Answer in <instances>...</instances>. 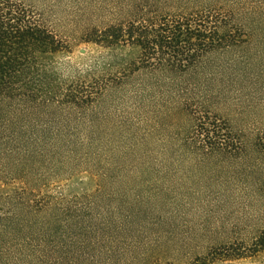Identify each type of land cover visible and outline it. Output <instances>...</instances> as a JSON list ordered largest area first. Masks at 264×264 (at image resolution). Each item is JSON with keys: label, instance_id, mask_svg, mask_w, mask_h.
<instances>
[{"label": "trees", "instance_id": "1", "mask_svg": "<svg viewBox=\"0 0 264 264\" xmlns=\"http://www.w3.org/2000/svg\"><path fill=\"white\" fill-rule=\"evenodd\" d=\"M77 4L78 40L103 53L67 69L71 43L41 9L0 0V264L264 255V225L184 246L203 242L185 228L196 214L212 224L234 183L253 203L264 196V126L247 125L249 150L230 120L264 111V0ZM78 177L93 183L46 187Z\"/></svg>", "mask_w": 264, "mask_h": 264}, {"label": "rangeland", "instance_id": "2", "mask_svg": "<svg viewBox=\"0 0 264 264\" xmlns=\"http://www.w3.org/2000/svg\"><path fill=\"white\" fill-rule=\"evenodd\" d=\"M32 2L35 3L38 9H41L43 17L51 29L58 36L71 43L70 52L64 53L58 57V62L61 66L67 69L70 67L82 69L91 64L97 55L103 53V50L95 45L87 44L78 40V33L80 31L79 25H83L84 22L83 18L76 22V0H32ZM81 2H84V0H79L78 4ZM230 120L235 129H241L244 134V139L247 142L248 149L253 150L251 145L252 134L249 132L247 125H250V127H253L252 125H255L256 127H259V125L264 126V111L262 109H256L250 111V113H235ZM262 172H264V170H262ZM255 174L260 175V170L255 171ZM78 180L86 186L93 183L92 179L78 177L73 179V181H63L57 185L51 184L46 187L48 189H62L63 187H66V184H78ZM239 186H242V183L238 182L231 185L230 190L234 191L232 192L234 199L221 203L223 204L220 206L221 209L217 208L216 213L212 217V224L207 225L205 228H200L199 226L202 222L200 223L199 219L203 217L197 214L193 216L192 221H194L195 226L192 228L186 227L185 230L187 229L191 235L202 234L205 235V237L202 238L203 242H197L195 240L188 242L184 245L185 249L189 251L191 249L200 250L203 249L202 247L211 245L215 239L220 238L231 241L249 239L256 232V227L264 225V196L256 201V203H253L248 196L243 194V189L240 190ZM248 204L251 206L249 207ZM218 214H220L221 219L224 220L213 224L215 219L219 217ZM186 219V216H181L179 222L185 223ZM216 264H264V255H261L258 258L222 261L217 262Z\"/></svg>", "mask_w": 264, "mask_h": 264}]
</instances>
